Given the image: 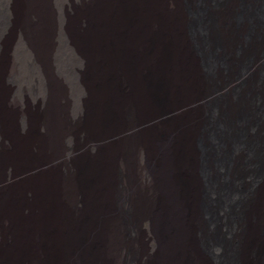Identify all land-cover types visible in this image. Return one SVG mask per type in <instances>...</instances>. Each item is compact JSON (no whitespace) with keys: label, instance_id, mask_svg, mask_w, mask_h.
<instances>
[{"label":"bare ground","instance_id":"bare-ground-1","mask_svg":"<svg viewBox=\"0 0 264 264\" xmlns=\"http://www.w3.org/2000/svg\"><path fill=\"white\" fill-rule=\"evenodd\" d=\"M0 264H264V0H0Z\"/></svg>","mask_w":264,"mask_h":264},{"label":"rangeland","instance_id":"rangeland-1","mask_svg":"<svg viewBox=\"0 0 264 264\" xmlns=\"http://www.w3.org/2000/svg\"><path fill=\"white\" fill-rule=\"evenodd\" d=\"M173 96L170 97V101L172 103H174V105H176V103L179 102V99L181 98V96L183 95V93L180 92H175L172 94ZM173 99V100H172ZM218 101L214 100L213 102H204L202 104H197L194 108H185V109H176L175 111H173L170 115H168V117L166 118V120L164 121L165 124H168L171 126H178L179 124H181L184 119H186L188 116H190L192 113H195V111L197 110H201V109H208V108H212L215 104H217ZM199 109H198V108ZM195 109V110H194ZM186 110V111H185ZM184 111V112H183ZM192 111V112H191ZM188 112V113H187ZM186 115V116H185ZM180 119V120H179ZM178 124V125H177Z\"/></svg>","mask_w":264,"mask_h":264}]
</instances>
